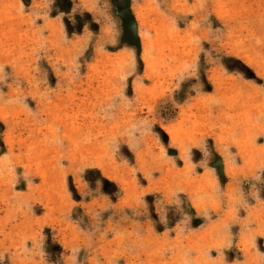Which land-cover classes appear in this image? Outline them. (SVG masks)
I'll use <instances>...</instances> for the list:
<instances>
[{"label": "rangeland", "instance_id": "1", "mask_svg": "<svg viewBox=\"0 0 264 264\" xmlns=\"http://www.w3.org/2000/svg\"><path fill=\"white\" fill-rule=\"evenodd\" d=\"M114 4L0 0V264H264V0Z\"/></svg>", "mask_w": 264, "mask_h": 264}, {"label": "water", "instance_id": "2", "mask_svg": "<svg viewBox=\"0 0 264 264\" xmlns=\"http://www.w3.org/2000/svg\"><path fill=\"white\" fill-rule=\"evenodd\" d=\"M115 3L122 4L121 6L113 5V12L115 17L120 22L121 36L119 39L120 44L127 45L134 48L140 54V43L137 35V25L134 17L130 11V0H114ZM171 154V153H169ZM217 171L219 177L223 175V165L221 159L218 157L211 165Z\"/></svg>", "mask_w": 264, "mask_h": 264}]
</instances>
